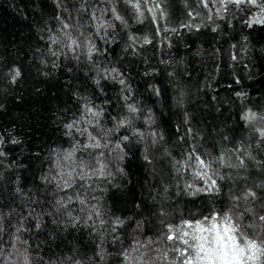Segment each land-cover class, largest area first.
I'll list each match as a JSON object with an SVG mask.
<instances>
[{
	"label": "trees",
	"instance_id": "obj_1",
	"mask_svg": "<svg viewBox=\"0 0 264 264\" xmlns=\"http://www.w3.org/2000/svg\"><path fill=\"white\" fill-rule=\"evenodd\" d=\"M162 3L164 17L153 21L152 4L141 0L138 22L131 4L119 0L127 26L107 12L103 20L115 27L97 32L91 11L101 16L111 7L106 0H0V264H24L25 256L29 264H176L179 245L166 239L167 225L208 223L213 215L220 223L229 210L249 224L247 208L264 214V140L255 130L264 120L242 119L249 109L264 114V25L247 24L258 9L228 5L218 15L217 3L209 19L198 0ZM82 5L88 11H77ZM62 22L81 43L75 55ZM89 42L97 49L91 61ZM113 68L118 75L103 71ZM86 105L102 114H86ZM124 118L130 124L119 127ZM88 133L108 148L78 150L74 159L103 151V175L58 187L67 178L60 173L73 167L65 153L89 143ZM194 148L208 159L223 154L226 164L243 158L245 167L213 165L220 191L197 192L206 185L185 165ZM247 189L255 200L232 199Z\"/></svg>",
	"mask_w": 264,
	"mask_h": 264
},
{
	"label": "snow or ice",
	"instance_id": "obj_2",
	"mask_svg": "<svg viewBox=\"0 0 264 264\" xmlns=\"http://www.w3.org/2000/svg\"><path fill=\"white\" fill-rule=\"evenodd\" d=\"M108 4L111 5L110 8L100 9L101 16H97V10L93 9L91 11V18L95 20H100V23L96 25L97 32L100 29H107L109 27L114 28L115 25L111 22L103 20V14L107 12H111L112 17L116 21H120L122 24L127 26V21L124 19L122 15H120L117 10L116 4L119 0H106ZM127 3H130L131 6L136 10L138 22H142L144 18V11L142 10L141 0H126ZM87 3V0H85ZM152 4L151 7H147V11L151 14L152 20L156 21L158 19L157 13H159V18L164 17V6L162 0H143V4L145 6ZM198 3L202 5L204 8H207L210 15L209 19H211V13L213 12V8L219 4V8H216V12L219 15L221 11L226 12L228 10V5H234L237 8H240L241 5H247L249 7H254L258 9V11L253 14L250 19L247 21L249 27H252L253 24L264 25V0H198ZM212 5V7H210ZM67 11V9H65ZM77 11H88L87 8H84L83 5ZM191 16L192 13L190 12ZM196 15H199L197 12ZM223 18V17H221ZM59 19V17H58ZM72 25L68 22H62V32L64 37L67 40V44L65 47L68 51L72 52L74 55L77 53V50L81 48V43L79 38H74L72 34ZM80 35H83L82 33ZM51 43L57 44L59 40L56 36L50 38ZM130 40H135V36H130ZM144 43H150L147 37L144 38ZM96 46L92 43L87 44V59L89 61L92 60L93 53L96 52ZM53 55H57V53L53 52ZM78 59L79 56L77 55ZM106 74L109 73H117L115 68L108 70H103ZM20 70L13 69L12 81L15 82L18 77H20ZM118 75V73H117ZM115 78V77H113ZM122 85L125 83L123 79L119 81ZM99 83V80H97ZM237 95H241L237 93ZM127 99V97L125 98ZM128 110L131 113H135L138 111L134 104H128ZM86 114H91L93 117H99L102 113L100 111H96L92 106H85L84 109ZM248 123H253L257 120H264V114H257L249 109L244 116L242 117ZM78 122H73L65 125L66 128L72 129L75 124ZM86 123L91 124V120H87ZM130 124V120L128 118H124L119 121V127H125ZM99 125L97 124V127ZM262 140H264V128L255 129ZM81 134L87 132V129L80 130ZM140 136H143V133H137ZM153 136L156 134L153 133ZM129 139L128 136H124L122 138L123 141H127ZM88 141L89 143L84 144L82 146H74L70 151H67L64 155L65 161H71L73 167L66 174L61 172V178L66 175V179H63L62 184L58 183V187H62L64 189L72 188L73 185L76 184V179L78 178L80 181H86L90 179L92 175H96L97 173L103 175L104 169L106 165L102 162V158L104 157V152L100 151L98 154H93L89 152L88 155L90 157L89 160H79L76 161L74 159L75 153L78 150H87L94 149L100 150L108 148L107 143H102L101 139L97 138V136L92 135V133H88ZM15 142V141H13ZM155 142V141H154ZM2 143V140H0ZM117 148L120 147L119 144L116 145ZM0 155H3L0 152ZM92 158H94L95 163L99 165V168H95L92 164ZM147 158V157H146ZM221 165L225 166V156L222 154L215 159H208L207 156H202L198 154L195 148L188 153L185 159V165L187 167H191L193 171V175L197 178L204 181L206 187L197 188V192H219L220 189L217 185V180L213 179V176L209 174L211 171L213 175H218V169L214 168L213 165ZM57 166H59V161H57ZM227 167H245L243 158H240L239 164H232L229 161L226 164ZM77 167L80 169L77 172ZM219 179H224L223 176H220ZM83 187V185H81ZM195 194V193H194ZM75 198L79 200L80 204H85L86 201L80 196L79 193H76ZM243 198L244 200H248L249 198L255 200L257 198V193L252 189H247L243 196H233L232 199L234 201L240 200ZM69 202L73 199L69 197ZM61 206L63 205V201H58ZM247 212L253 213L251 220L252 222L249 224L241 223L243 219V213L236 216L233 219V215L230 214L231 210L228 212H224L222 214L221 222L218 223V216L213 215L210 218L205 217L204 221H195V223L191 221H184L183 225H167V233L166 239L168 241H176L178 242L177 247L173 248L172 251L176 253V264H264V214H255L254 209L247 208ZM261 212H264V208L260 209ZM99 215V213H97ZM2 219V218H0ZM103 223V221H101ZM123 221H117V224H122ZM183 226H187L191 229V231H183ZM39 227V225H37ZM0 231H3V226L0 224ZM19 231V229H17ZM19 239V237H17ZM151 244V240L148 241ZM139 245L137 248L133 249V251H138ZM125 261H130L131 257L129 253L125 251L123 253ZM144 256V253H141L139 257L136 259L140 260ZM167 256V253H165ZM101 259H104L103 255L100 256ZM70 259V258H69ZM24 264H29L28 257H24ZM76 264H80L79 261Z\"/></svg>",
	"mask_w": 264,
	"mask_h": 264
},
{
	"label": "rangeland",
	"instance_id": "obj_3",
	"mask_svg": "<svg viewBox=\"0 0 264 264\" xmlns=\"http://www.w3.org/2000/svg\"><path fill=\"white\" fill-rule=\"evenodd\" d=\"M165 11H166V9H164V13H165ZM92 21H94V20L92 19ZM94 23H95V21H94Z\"/></svg>",
	"mask_w": 264,
	"mask_h": 264
}]
</instances>
